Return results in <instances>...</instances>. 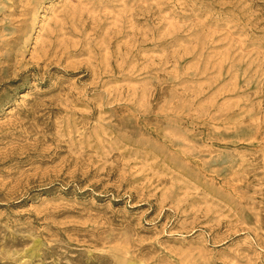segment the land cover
Wrapping results in <instances>:
<instances>
[{"label": "rangeland", "instance_id": "374dc122", "mask_svg": "<svg viewBox=\"0 0 264 264\" xmlns=\"http://www.w3.org/2000/svg\"><path fill=\"white\" fill-rule=\"evenodd\" d=\"M0 264H264V0H0Z\"/></svg>", "mask_w": 264, "mask_h": 264}]
</instances>
